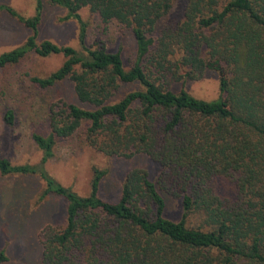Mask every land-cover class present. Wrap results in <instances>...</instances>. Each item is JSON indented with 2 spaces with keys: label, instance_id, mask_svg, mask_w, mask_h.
I'll return each mask as SVG.
<instances>
[{
  "label": "trees",
  "instance_id": "1",
  "mask_svg": "<svg viewBox=\"0 0 264 264\" xmlns=\"http://www.w3.org/2000/svg\"><path fill=\"white\" fill-rule=\"evenodd\" d=\"M65 8L78 26L80 49L37 42L43 0L33 16L1 5L32 29L23 44L0 53V69L30 51L62 54V64L30 81L48 88L69 79L76 98L49 108L50 133H33L39 165L0 156V173L37 174L44 193L66 198L65 225L40 232L42 264H264V0H185L182 16L166 21L175 0H46ZM88 8L103 24L130 28L136 54L128 68L121 51L86 43ZM162 21L164 24L160 25ZM217 74L219 96L205 101L175 82ZM137 87L119 96L122 86ZM12 125L15 114H3ZM83 124L89 145L109 156L145 154L160 165L155 180L130 170L117 201L97 195L104 169L94 168L91 190L78 196L44 170L56 137ZM162 191L180 200L178 220L165 216ZM44 196V195H43ZM7 259L0 251V263Z\"/></svg>",
  "mask_w": 264,
  "mask_h": 264
},
{
  "label": "rangeland",
  "instance_id": "2",
  "mask_svg": "<svg viewBox=\"0 0 264 264\" xmlns=\"http://www.w3.org/2000/svg\"><path fill=\"white\" fill-rule=\"evenodd\" d=\"M23 17L33 16L36 0H0ZM185 0H175L166 21H176L183 14ZM81 16L88 22L86 43L97 40L105 43L110 51L120 50L123 64L128 68L136 54V42L130 28L117 23L103 24L96 14L84 7ZM66 10L43 0V12L38 26L37 42L50 40L58 45L80 49L75 20H63ZM162 21L160 25L164 24ZM32 34V29L20 23L7 11L0 10V53L21 44ZM62 54L40 57L30 51L20 62L0 69V156L17 164L39 165L43 153L36 146L32 134L48 135L49 108L59 100L80 102L73 91V84L64 79L48 88H41L29 79L32 75L47 76L63 62ZM181 86L192 96L213 101L219 96V82L214 71L207 70L198 80H188L171 85L173 91ZM135 84L122 86L119 96L136 88ZM11 108L15 114L12 125H7L3 114ZM83 124L71 136L56 137L53 156L45 163L44 170L57 183L69 188L78 196L90 193L93 169H104L97 195L108 201H117L126 174L134 169H144L155 180L160 165L145 154L130 158L109 156L86 141ZM46 183L37 174L0 173V251L7 259L0 264H42L41 230L47 225L61 228L65 225L68 202L54 192L44 193ZM166 201L164 214L172 220L181 215L180 200L162 191ZM44 195V196H43Z\"/></svg>",
  "mask_w": 264,
  "mask_h": 264
}]
</instances>
